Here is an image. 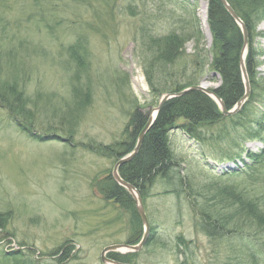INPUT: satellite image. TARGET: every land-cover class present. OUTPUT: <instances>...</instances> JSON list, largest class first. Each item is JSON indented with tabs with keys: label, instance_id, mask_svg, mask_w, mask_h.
<instances>
[{
	"label": "rangeland",
	"instance_id": "1",
	"mask_svg": "<svg viewBox=\"0 0 264 264\" xmlns=\"http://www.w3.org/2000/svg\"><path fill=\"white\" fill-rule=\"evenodd\" d=\"M2 1L0 52L9 51L19 64L17 72L28 96L26 107L37 117L30 129L56 136H31L0 107V211H10L5 230H0V264H4L3 254L11 251L21 254L18 260L35 258L39 263L58 264L59 253H50L69 246L71 252L62 264H107L100 258L101 250L125 242L129 218L99 192L98 186L115 160L92 147L121 139L134 108L149 114L157 106L163 93L156 96L144 74L154 53L153 37L171 31L182 32L186 38L196 33L199 40L188 37L182 55L168 69L181 81L193 73L210 88L218 85L219 78L209 66L207 14L204 22L201 13L203 6L207 11V1ZM256 28L257 48L264 51V20ZM76 41L83 45L80 51L86 52L80 60L83 68L68 54ZM263 58L264 53L257 57L260 70ZM74 83L82 91L87 89L86 106L74 105ZM67 109L71 112L68 117ZM169 136L179 164L177 176L186 184L177 193L166 180L157 178L146 194L140 193L151 232L165 246L156 242L144 245L125 263L229 264L239 256L238 236L230 233L210 238L200 231L191 200L211 199L224 185L246 188L254 182L251 187L256 189L264 180L261 171L254 173V179L245 166L211 158L235 147L229 138L208 146L178 128ZM242 146L256 151L262 144L244 140ZM260 196L264 198V191ZM258 235L260 244L264 239ZM177 236L184 237L188 247L178 250ZM261 258L264 264V254Z\"/></svg>",
	"mask_w": 264,
	"mask_h": 264
},
{
	"label": "trees",
	"instance_id": "2",
	"mask_svg": "<svg viewBox=\"0 0 264 264\" xmlns=\"http://www.w3.org/2000/svg\"><path fill=\"white\" fill-rule=\"evenodd\" d=\"M206 1L207 24L211 34L209 66L219 78L218 85L212 90L221 98L226 109H231L244 93L239 67L243 37L239 25L219 0ZM227 2L244 22L248 31L245 67L250 82L249 96L237 113L228 116H224L216 102L200 90H190L167 99L158 110L152 125L145 132L137 152L118 169L122 179L135 186L142 195L146 194L157 178L166 180L173 186L172 190L177 193V190L186 184L181 177L177 176L179 164L170 145L169 135L174 128L180 129L188 138L208 146L216 145L229 138L230 143H233L235 147H229L223 150L221 155H212L211 158L220 161L240 160L243 166L252 170L250 176L255 179L254 176L257 175L254 173L261 171L260 175L264 178V73L259 75L256 70L257 57L264 51L257 48L255 41L258 34L257 24L264 20V0H227ZM3 5V1L0 0V7ZM188 37L199 40L194 32ZM187 38L182 32L171 31L157 39L156 37L151 39L154 53L144 68V74L150 90L156 96L200 83L201 77L196 78L193 73L187 76L184 74L182 77L186 76V78L181 81L168 69V66H172L182 55V48ZM0 48L3 49V43H0ZM82 48L83 45L76 41L68 50L69 57L80 68L84 67V62L80 60L86 53L80 51ZM13 58L15 55L11 56L9 51L0 52V107L6 109L9 115L16 119L18 125L31 136L40 139L56 136L52 131L45 134L31 131L30 126L35 125L37 117L35 111L26 107L28 96L25 94L23 78L17 72L19 64L12 60ZM72 95L76 98L73 103L77 108L82 107L89 100L87 89L82 91L75 83L72 86ZM256 105L263 108L258 109ZM65 115L68 117L71 112L67 109ZM146 119L145 112L134 108L129 114L121 139L114 140L103 147H92V149H96L101 156L117 160L133 149ZM178 119L182 121L177 123ZM244 140H258L262 146L256 151L243 149ZM174 182H177L176 186ZM253 184L254 182H251L250 187ZM263 184L264 180L256 189H254L255 186L237 188L234 184L224 185L218 188V193L211 199L203 196L200 200H194V198L191 200L192 208L198 214L195 225L200 231L210 238H220L230 233L238 236L239 256L236 255L234 261L231 259L229 264H261L263 261L261 256L264 254V242L259 244L258 237L260 235L258 233H261L264 239V198L260 196L264 191ZM98 187L104 199L111 200L115 207L128 213L130 233L125 242L137 243L142 235V223L129 192L113 180L110 172ZM185 190L189 193L191 191L186 188ZM9 213L10 211H0V230L2 231L5 230L3 224L10 217ZM247 234H250L249 237ZM155 242L165 246L162 240H159L157 236L155 239L153 232H150L144 245L148 246ZM176 247L178 250L181 247L186 248L188 241L182 236H177ZM61 249L60 247L59 250L50 253L56 254V251L59 253L56 258L58 264L64 263L71 252V246ZM20 255L17 251L5 252L3 263L43 264L35 258L18 260ZM133 255V252L107 253L108 257L122 262H130Z\"/></svg>",
	"mask_w": 264,
	"mask_h": 264
},
{
	"label": "water",
	"instance_id": "3",
	"mask_svg": "<svg viewBox=\"0 0 264 264\" xmlns=\"http://www.w3.org/2000/svg\"><path fill=\"white\" fill-rule=\"evenodd\" d=\"M219 1L222 3V5L228 11V13L231 15V17L235 20V22L239 25L241 33H242L243 45H242L240 55H239V67H240V72H241V76H242V80H243V84H244V93L231 109H226L221 98H219L214 93L213 90L206 88L203 84L191 85V86L185 87V88H183L179 91H176V92H166L161 96L157 106L153 109V111L151 113H149L147 115L146 122H145L143 128L141 129L140 133L138 134L137 141H136L135 146L132 149V151L127 153L126 155L120 157L119 159H117L115 161L112 169H111V176H112L113 180L118 185H121L122 187H124L130 193V195H131V197L135 203V207H136V210L138 212V215L141 219V222L143 225V232H142L141 239L137 244L113 243V244H109V245L105 246L101 250L100 258L103 262H106L107 264H126V263L108 258L105 255L106 252H109V251H123V252L124 251H137L144 245V243L146 242V240L148 238V235L150 232V226H149V221H148L146 213H145V209H144V205H143L141 195L135 186H133L132 184H130L127 181H125L124 179H122V177L118 173V168L121 164H123L124 162L131 159V157L137 152V150L139 149V147L141 145V142H142V139H143L145 132L152 125L153 120L156 116V113L161 108L162 104L167 99L174 97V96L182 95V94L186 93L187 91L200 90V91H203L204 93H206L212 99H214L216 101V103L218 104V106L220 107L222 114L227 116V115H232V114H235L236 112H238L240 110L241 106L244 104V102L247 100V98L249 96L250 82H249L248 74H247L246 67H245V61H244L246 49H247V45H248V31H247V28H246V25L244 24V22L240 19V17L234 11V9L231 7V5L227 2V0H219Z\"/></svg>",
	"mask_w": 264,
	"mask_h": 264
},
{
	"label": "bare ground",
	"instance_id": "4",
	"mask_svg": "<svg viewBox=\"0 0 264 264\" xmlns=\"http://www.w3.org/2000/svg\"><path fill=\"white\" fill-rule=\"evenodd\" d=\"M201 13H202V16H203V18H204V22H205V20H206V8H205V6H203V8H202V10H201ZM246 52H247V49H246ZM204 84V86L206 87V88H209V86L207 85V83H203ZM164 93H166V92H164Z\"/></svg>",
	"mask_w": 264,
	"mask_h": 264
}]
</instances>
